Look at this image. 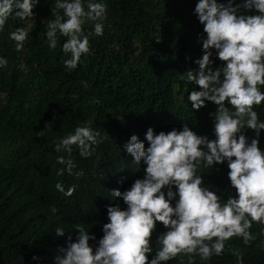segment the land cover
I'll return each mask as SVG.
<instances>
[{
  "label": "trees",
  "instance_id": "trees-1",
  "mask_svg": "<svg viewBox=\"0 0 264 264\" xmlns=\"http://www.w3.org/2000/svg\"><path fill=\"white\" fill-rule=\"evenodd\" d=\"M103 2V34L92 33L93 22L85 21L90 52L82 54L71 71L63 64L70 55L61 48L66 37L57 34L56 47L49 48L45 36L48 20L54 19V0H38L32 18L10 15L0 31V56L7 60L0 67V264H54L69 234L75 238L77 230L72 228L77 223L99 238L107 221L106 205L114 202L108 197L110 189L124 190L143 175V165L134 163L123 148L131 134L143 140L148 126L167 131L188 123L211 138L208 113L215 105L206 102L192 110L187 94L195 86L178 79V73L198 67L192 60L202 54L197 36L202 25L192 12L196 0ZM55 12L62 15V10ZM17 27L29 30L19 52L8 36ZM218 63L214 60L212 66ZM254 108L264 119V102ZM85 123L99 131V142L88 157L72 146L75 167L69 174L56 160L69 154L54 145ZM260 146L264 148V130ZM219 167L199 171L205 186L226 199L231 194L227 167ZM77 171L82 174L76 176ZM57 182L65 190L74 186L72 194L58 191ZM55 227L64 228V235L57 236ZM262 228L253 223L249 231L254 239L248 244L233 237L222 255L207 262L195 257L192 264H236L234 248L244 264H264ZM159 231L163 228L157 224ZM167 264H188L187 255Z\"/></svg>",
  "mask_w": 264,
  "mask_h": 264
},
{
  "label": "clouds",
  "instance_id": "clouds-1",
  "mask_svg": "<svg viewBox=\"0 0 264 264\" xmlns=\"http://www.w3.org/2000/svg\"><path fill=\"white\" fill-rule=\"evenodd\" d=\"M37 3L0 0V31L10 15L21 20L34 17L32 9ZM52 12L54 19L48 20L45 32L48 47H56L57 34L66 37L61 48L70 55L63 64L71 71L81 55L90 52L91 33L85 34L82 26L92 21V33L102 35L106 5L103 0H54ZM192 12L202 25L197 34L202 54L192 60L198 67L178 73V79L195 86L187 94L192 110L206 102L215 105L208 113L211 138L188 123L167 131L148 126L143 140L131 134L123 148L134 163L143 165V175L124 190L110 189L108 197L114 202L106 205L102 235L97 238L82 224H75V238L69 234L54 264H167L183 255L188 264L195 257L207 262L222 255L226 241L233 237L244 244L253 240L249 231L253 223L264 225V148L260 146L264 119L254 108L264 102V0H196ZM28 34L26 27L9 32L18 52ZM214 60L220 63L213 67ZM6 64L0 56V67ZM19 67L27 70L23 63ZM99 136V131L85 123L59 138L54 149L69 154L67 159L56 157L65 165L63 171L73 174V145L81 157H88ZM221 164L227 167L231 190L226 199L205 186L199 171L201 167L219 171ZM55 188L65 196L74 190V186L65 190L60 182ZM157 224L163 231L157 232ZM64 233V228L55 227L57 236ZM231 253L236 264H244L239 249Z\"/></svg>",
  "mask_w": 264,
  "mask_h": 264
}]
</instances>
